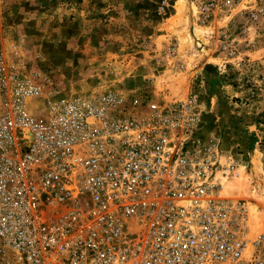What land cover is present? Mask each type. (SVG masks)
Returning a JSON list of instances; mask_svg holds the SVG:
<instances>
[{"label":"built area","instance_id":"built-area-1","mask_svg":"<svg viewBox=\"0 0 264 264\" xmlns=\"http://www.w3.org/2000/svg\"><path fill=\"white\" fill-rule=\"evenodd\" d=\"M42 99L0 54V264H264V180L225 189L198 93Z\"/></svg>","mask_w":264,"mask_h":264},{"label":"rangeland","instance_id":"rangeland-1","mask_svg":"<svg viewBox=\"0 0 264 264\" xmlns=\"http://www.w3.org/2000/svg\"><path fill=\"white\" fill-rule=\"evenodd\" d=\"M0 54L42 100L198 93L202 129L264 180V0H0Z\"/></svg>","mask_w":264,"mask_h":264},{"label":"bare ground","instance_id":"bare-ground-1","mask_svg":"<svg viewBox=\"0 0 264 264\" xmlns=\"http://www.w3.org/2000/svg\"><path fill=\"white\" fill-rule=\"evenodd\" d=\"M254 174H246V171L243 169L239 170V174H237V169L235 171V176H233V179H230L227 183L224 184L225 188L229 189H237L239 192L242 193V191H247V189L250 187V181L252 180L251 178L259 177L260 176V169H258V166L254 167ZM251 180H250V179Z\"/></svg>","mask_w":264,"mask_h":264}]
</instances>
